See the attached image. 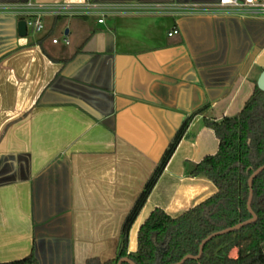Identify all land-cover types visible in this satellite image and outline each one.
<instances>
[{"label":"crops","instance_id":"0c3cea01","mask_svg":"<svg viewBox=\"0 0 264 264\" xmlns=\"http://www.w3.org/2000/svg\"><path fill=\"white\" fill-rule=\"evenodd\" d=\"M27 2H92L114 13L100 24L46 17L29 42L17 36L18 17L0 9V263L30 254L37 264L113 260L141 192L201 109L128 231L132 253L154 210L177 217L216 192L189 168L218 149L204 120L237 115L256 86L251 72L264 71V18L218 0H0V8ZM57 34L74 43L59 55Z\"/></svg>","mask_w":264,"mask_h":264},{"label":"trees","instance_id":"16d2710c","mask_svg":"<svg viewBox=\"0 0 264 264\" xmlns=\"http://www.w3.org/2000/svg\"><path fill=\"white\" fill-rule=\"evenodd\" d=\"M201 109L187 115L164 158L146 184L127 217L113 260L90 258L84 264H116L128 258L134 264H175L184 256H196L199 245L209 235L251 218L247 211L248 178L264 166V92L254 87L241 111L218 121L204 120L216 139L218 149L189 168L190 176L209 180L216 192L185 213L171 217L154 210L137 232V246L127 253L128 231L144 205L158 177L185 133L192 118ZM251 210L255 222L237 231L210 239L197 260L183 264H264V170L252 181ZM236 249V256L229 253ZM0 264H37L33 255ZM126 264V263H123Z\"/></svg>","mask_w":264,"mask_h":264},{"label":"built area","instance_id":"2783aa9c","mask_svg":"<svg viewBox=\"0 0 264 264\" xmlns=\"http://www.w3.org/2000/svg\"><path fill=\"white\" fill-rule=\"evenodd\" d=\"M217 7L225 8L229 11L243 16H258L264 18V0H218ZM3 11H11L18 17V20L25 21L26 32L38 33L43 30V19L49 18H77V17H96L97 23H102L106 16L112 15L114 9L110 6L98 5L92 2L82 4L56 3V4H33L27 2L21 6L13 8H0ZM192 6H179L174 11L194 12ZM177 34L176 30L168 33V37ZM52 44H57V39H52ZM61 43L68 45V39L63 36Z\"/></svg>","mask_w":264,"mask_h":264},{"label":"water","instance_id":"95a60500","mask_svg":"<svg viewBox=\"0 0 264 264\" xmlns=\"http://www.w3.org/2000/svg\"><path fill=\"white\" fill-rule=\"evenodd\" d=\"M16 33H17V36L19 38H24L26 35H27V32H26V24H25V21L23 20H18L17 23H16ZM257 89L259 91H262L264 92V71H262L257 80H256V83H255ZM264 170V166H261L259 167L257 170H255L251 175L250 177L248 178V190H249V195H248V200H247V203H246V208H247V211L249 212V214L251 215V218L245 222H242V223H238L230 228H227L225 230H222V231H219V232H216V233H213L211 235H209L208 237H206L204 240H202V242L200 243L199 245V249H198V253L196 256H191V255H186L184 256L179 262L175 263V264H183L186 260H197L200 258L201 254H202V249H203V246L212 238L214 237H217V236H220V235H223V234H226V233H229V232H232V231H237L239 230L240 228L248 225V224H251L253 222H255L256 220V216L255 214L253 213V211L251 210V207H250V204H251V200H252V190H251V184H252V181L253 179L261 172ZM123 263H126V264H134L132 261H130L128 258H122L120 260L117 261L116 264H123Z\"/></svg>","mask_w":264,"mask_h":264},{"label":"rangeland","instance_id":"374dc122","mask_svg":"<svg viewBox=\"0 0 264 264\" xmlns=\"http://www.w3.org/2000/svg\"><path fill=\"white\" fill-rule=\"evenodd\" d=\"M79 18L81 19V18H86V17H77V18H73L74 20H79ZM91 18V17H90ZM57 19H59V20H72L71 18H57ZM83 20V19H82ZM91 20V19H90ZM48 21V20H47ZM46 21V22H47ZM80 21V20H79ZM43 35V30L41 31V32H38V33H33V32H31V29L29 28L28 29V31H27V35L23 38V39H25V40H27V41H29V42H33L34 40H36L37 38H40L41 36ZM57 36L61 39L62 37H61V35L60 34H57ZM71 40H73L74 42L75 41H77V39L75 38V39H71ZM73 45H74V43H72L70 46H66V47H62L63 45H61V46H57V47H54V50L56 51V55H59L60 53H62V50H70L72 47H73ZM48 52L51 54V55H54L53 54V51H51V50H48ZM258 76H259V69H254L252 72H251V74H250V76H249V80H251V81H256L257 80V78H258ZM229 256L230 257H234V256H236L235 255V253H233V252H230L229 253Z\"/></svg>","mask_w":264,"mask_h":264}]
</instances>
